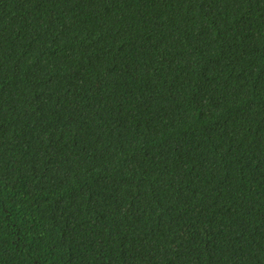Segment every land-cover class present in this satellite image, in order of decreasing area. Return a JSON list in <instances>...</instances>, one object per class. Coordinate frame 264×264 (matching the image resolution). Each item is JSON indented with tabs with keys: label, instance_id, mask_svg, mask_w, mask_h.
Masks as SVG:
<instances>
[{
	"label": "trees",
	"instance_id": "16d2710c",
	"mask_svg": "<svg viewBox=\"0 0 264 264\" xmlns=\"http://www.w3.org/2000/svg\"><path fill=\"white\" fill-rule=\"evenodd\" d=\"M0 264H264V0H0Z\"/></svg>",
	"mask_w": 264,
	"mask_h": 264
}]
</instances>
